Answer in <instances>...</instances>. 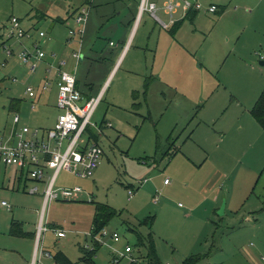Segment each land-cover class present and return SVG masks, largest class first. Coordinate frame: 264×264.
<instances>
[{
    "label": "rangeland",
    "instance_id": "obj_1",
    "mask_svg": "<svg viewBox=\"0 0 264 264\" xmlns=\"http://www.w3.org/2000/svg\"><path fill=\"white\" fill-rule=\"evenodd\" d=\"M90 1L0 0V136L8 133L15 113L21 116V123L34 126L38 121L52 122L58 112L53 108V91H43L49 97L47 106L31 109L37 97H29L26 89L31 85L39 93L41 70L31 72L20 60V39H7L12 16L20 18L29 31L21 38L26 47L40 39V31L46 38L51 35L49 46L67 61L69 72H76L77 86L84 94L81 106L102 89L119 52L129 46L83 135L102 147L99 165L87 178L60 173L57 186H80L83 191L77 200H55L47 205L44 218L50 230L44 234L46 246L53 255L65 254L73 264H112L113 253L123 251L127 242L148 254L152 236L158 255L154 264H186L193 255L200 256L197 264H264V197L262 211L255 214L257 226H252L245 217L256 196L239 215H221L225 198L214 209L213 190L203 189L207 171L216 168L212 163L220 165L221 148L215 135L224 137V145L243 146L251 141V122L255 123L251 109L264 90V0H198L202 9L194 21H183L176 38L180 44L176 42L172 48L176 52L168 53L156 50L154 32L161 27L148 11L143 12V20L131 36L135 15L127 5L130 0ZM157 2L162 4V0ZM212 3L219 7L215 13L207 10ZM87 4L90 14L81 45L79 36L67 38L70 29H77L74 9ZM157 14L164 18L160 11ZM4 41L15 55L6 54ZM45 43L42 47L49 53L52 47ZM75 52L85 58L76 59ZM165 55L175 64L159 76ZM180 59L185 74L175 73ZM129 69L144 72V76H131ZM146 82L150 83L148 94L144 92ZM136 91L139 96L134 100ZM13 98L20 101L15 110L10 109ZM254 145L258 151V143ZM194 152L197 162H206L204 168L191 166L188 154ZM252 153L247 156L253 157ZM51 173L47 170L46 177ZM36 185L43 193V183ZM256 193L264 196V176ZM97 203L118 211L106 227L122 235L120 242L108 239L101 244L91 235ZM53 225L63 227L66 236L57 238ZM244 249L252 255L247 256ZM46 262L54 264L55 258Z\"/></svg>",
    "mask_w": 264,
    "mask_h": 264
},
{
    "label": "built area",
    "instance_id": "obj_2",
    "mask_svg": "<svg viewBox=\"0 0 264 264\" xmlns=\"http://www.w3.org/2000/svg\"><path fill=\"white\" fill-rule=\"evenodd\" d=\"M93 3V0L90 1ZM91 5V4H90ZM165 11L173 19L175 12L180 8L186 14L190 9L197 11L202 9V4L198 0H167L164 4ZM139 17L144 11H148L158 22L165 27L168 24L157 14L158 5L155 0H141L139 6ZM208 12L215 13L218 6L209 5ZM89 4L79 8L75 21L77 29H71L69 34L79 36L82 45V36L85 32V25L89 18ZM7 39H20L21 50L18 52L20 60L27 64L32 70L36 64L33 58L42 59L46 56V52L42 47V42H46V33L40 31V39L35 41L33 46L26 47L21 38L28 36L21 23L20 18L12 16L7 26ZM111 45H114L111 42ZM3 48L8 56L15 55L10 47H7L5 41ZM74 56L80 58V53L75 52ZM67 61L63 58L58 60V95L56 105L60 110L55 125L50 129L41 127H30L24 125L20 131H14L7 136L0 137V163L5 166H14L27 174V176L35 181L42 182L43 189V211L39 221L36 236V251L32 264H48L46 261L55 258L53 253L44 249V234L50 230L48 222L44 218V212L47 205L55 200H77L78 195L83 191L80 186H57L59 174L62 171L69 172L82 178L91 177L99 165L100 157L103 153L102 147L98 141L91 140L89 136L85 139L83 135L91 118L102 99L101 95L93 97L84 105H80L79 101L83 99L82 92L77 87V79L75 72L64 70ZM48 82L44 83L43 89L47 88ZM27 93L30 97H34L35 91L32 86L27 87ZM35 103L32 104V109ZM20 115L14 114L13 122L18 124ZM108 126H112L111 122H107ZM47 170L52 173L46 177ZM168 183L169 179H165ZM38 185L28 188L30 194L39 193ZM132 195V191L130 192ZM157 200V199H156ZM0 205L5 206L8 210L12 209L11 203L7 200L0 199ZM58 237H64L66 231L62 229H53ZM91 235L97 243L104 244L108 239L114 242H120L122 235L117 231H109L107 227H103L99 232ZM112 264H150L148 254H143L140 248L131 245L129 242L124 246L123 251L113 253L111 258ZM58 264V263H54ZM165 264H171L166 262Z\"/></svg>",
    "mask_w": 264,
    "mask_h": 264
},
{
    "label": "crops",
    "instance_id": "obj_3",
    "mask_svg": "<svg viewBox=\"0 0 264 264\" xmlns=\"http://www.w3.org/2000/svg\"><path fill=\"white\" fill-rule=\"evenodd\" d=\"M139 1L140 0L138 1L130 0L129 3H127V5H130L129 7L133 15H135V24L133 28H131V32L129 31V33H131V36L136 32L138 25L143 20V17H142L143 13L139 17V12H140ZM166 1L167 0H162L161 5H159V3L157 2V5H158V11H160L164 15V18L163 19L161 18V19L168 24V27H165L160 22H158L151 14L150 15L152 16L156 24H159V26L161 27L157 31L154 32L156 50L157 52H160L162 50L163 52L166 51V53H168L171 51L176 52V49L172 50V48H173V45L176 44L178 40L176 38L177 36H179L180 28L182 27L183 22L175 32H172V27L176 21L183 19L186 14L184 13L182 9L179 8L178 10H181L179 13L180 16H178L179 18H175L174 16L173 19H171L170 15L165 11V8H164V4ZM81 6H79V8ZM77 8L74 9L75 16H72L75 22L76 28H77V23L75 21V18L79 10V8L78 9ZM218 10H219V7H218ZM131 25H132V22H131ZM155 27L157 26L155 25ZM48 34H47L45 44L46 45L48 44L47 47H50V46L52 47L50 50L51 52L49 51L48 53L47 51L46 56L40 60L34 57L33 61L36 64V67L34 70H32L29 67L31 72H34V73H36L39 70V68L41 70L40 71V85L38 87L39 93H37V91H35L34 89L35 94H36L34 97H37V98H36V103L32 102V104L35 103V108L32 109V104H31V109L37 111L40 109V107L47 106L49 103V97L48 95H44L43 91H45V93L48 91H53V94H54V100L52 101L53 108H55V110L58 111L56 113V116L54 117V120L52 121L55 125L57 117L60 113V110L58 109L56 105L57 95H58L57 65H58V60L62 57H60L59 54H57L58 50L53 45L49 46V42H51L52 37L50 34H49L50 36ZM73 37L74 36L71 37V35L68 33L67 39H69V41L73 39ZM143 43L144 42H142L141 45H144ZM128 48L129 46H126L123 50L121 49V51L119 52V56L117 57L118 58L117 62L116 64H114L113 69L111 73L109 74L110 76L114 72V69L117 72L118 64L122 56L124 55L125 51ZM129 50L125 55V59L129 53ZM84 58H85V55L82 53L80 60L82 61ZM153 61H155V58H153ZM162 63H164V66L159 76L161 74L167 73L166 68L168 66L174 67V64H175V63L174 64L169 63L168 57L166 55ZM182 64H183L182 60L180 59L178 61V66L175 70L176 74L178 73L185 74V71L183 70L185 69V67ZM66 66L64 70L70 71L66 69ZM152 71H151V74L153 76L154 74L152 73ZM128 74L131 76L138 75L141 78L144 76V72L136 74L131 69L128 70ZM110 76H108V78L106 79L102 89L97 91V95L92 96L91 98L97 97L98 95H101V93L105 91L108 85ZM76 79L78 80V78ZM46 82H48V84H47V88L44 90L42 86ZM52 84H54L55 86L54 89H51ZM26 92H27V89H26ZM144 92L148 94V88ZM82 95L84 94L82 93ZM138 96L139 95L137 94V97L134 98V93L132 94V97L134 100H137ZM102 97H103V93H102ZM19 103L20 101L18 99L13 98L11 105H10V109L15 110L16 108H18V106L20 107ZM52 122L38 121L36 125L31 126L24 122L21 123V116H20L19 123L14 124L12 120V123L8 128V133L7 134L3 133L2 136H7L13 133L14 131H20L21 127L24 125H28L30 127H41L43 129H50L52 128L50 126ZM249 135L251 137V141L248 140L246 143L247 145H243V146L242 145L239 146L235 144H233L232 146L227 145V144L224 145V142L222 141L224 137L222 135H219V137H217L218 135H215V141L219 142L220 144L219 147L221 148V154H219V158H220L219 164L221 166L220 165L216 166L215 164L212 163V165L216 168L210 172L207 171L209 178L205 182L203 189L205 190V188L211 187V189L213 190L212 192L213 196H212L211 202L213 205H215L214 209L218 210L221 201L225 198L226 205H225L224 213L227 214L228 212V213H231V215H235V216L239 215V213L247 206V204L250 202L253 196H256L257 200L255 199V201L252 202L254 203V205L252 206L253 208H250L252 209V211L250 212L248 216L245 217V221L254 223L252 224V226H257L255 224L256 219H257L255 218V214L258 213L259 211H262V206H261L262 197H264L262 194L256 193V188L261 178L264 176V128L255 120V123L251 122V133H249ZM256 142L258 143V151L254 147L255 146L254 143ZM201 145L203 146L204 143L201 142ZM249 151H253L252 153L253 157L247 156ZM188 155H189L188 159L189 161H191V164H192L191 166H194L195 168V166L200 165V169L204 168L206 162L204 160L197 162L199 161V158H196L198 155L196 154V152L193 153L194 156L191 154H188ZM212 157L213 156L208 157V158L210 159ZM0 168H3L2 171L0 170V177L2 178L0 181V199L7 200L12 205L11 210H8L5 206L0 205V264H32L34 257H35V251H36L35 250L36 249V236H37V229H38L39 220H40L39 215H40V211H43V208L41 210V206L43 205V193L30 194L28 192V188L33 185H36V182L31 180L27 176V174L24 173L23 171H20V170L18 171L17 167L5 166L0 163ZM189 169H191V167H189ZM193 181H195V178H193ZM219 182H222V183H219ZM165 184L167 183L165 182ZM67 186H72V185H67ZM195 188L196 187H194V189ZM209 199L210 198H208V200ZM201 203H202V200H201ZM53 227L54 229L65 230L63 227L58 228L56 225H53ZM56 237L58 238V236ZM43 243H44V249L46 248L48 250H51L49 249V247L46 246L45 242ZM244 251L247 256L252 255L251 251L247 249H244ZM57 254L59 253L57 252L54 255H57ZM61 255L66 256L63 253ZM66 258L69 260L67 256ZM56 260L57 259L55 258V262L57 263ZM252 260H255V259L252 258ZM71 264L73 263L71 262Z\"/></svg>",
    "mask_w": 264,
    "mask_h": 264
},
{
    "label": "trees",
    "instance_id": "obj_4",
    "mask_svg": "<svg viewBox=\"0 0 264 264\" xmlns=\"http://www.w3.org/2000/svg\"><path fill=\"white\" fill-rule=\"evenodd\" d=\"M197 14V10L190 9L185 17L181 20H178L175 22V24L172 27V32H175L179 26L182 24V22L185 19H189L191 21L194 20L195 16ZM149 82H146L145 84V90L149 87ZM137 92H134V98L137 97ZM251 114L255 118V120L264 128V90L261 92L258 100L253 105L251 109ZM118 214V211L110 206L109 204L105 203H97L95 205V212H94V219H93V234L99 232L103 227H106L108 222L115 217ZM147 222V221H146ZM141 242L144 243V240L141 238ZM148 256L150 258V264L158 263V255L156 251V247L154 244V239L151 236L148 241ZM62 253H59L55 255V258L57 259L58 264H71V262L66 258V256L61 255ZM200 256H191L185 260L186 264H197Z\"/></svg>",
    "mask_w": 264,
    "mask_h": 264
},
{
    "label": "water",
    "instance_id": "obj_5",
    "mask_svg": "<svg viewBox=\"0 0 264 264\" xmlns=\"http://www.w3.org/2000/svg\"><path fill=\"white\" fill-rule=\"evenodd\" d=\"M261 64L263 65L264 64V60L261 61ZM225 205H226V202L224 201L223 204L221 205L220 209H219V214H224L225 212Z\"/></svg>",
    "mask_w": 264,
    "mask_h": 264
}]
</instances>
